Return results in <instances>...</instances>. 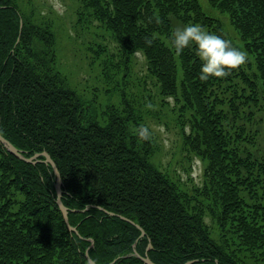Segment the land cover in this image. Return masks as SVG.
I'll use <instances>...</instances> for the list:
<instances>
[{
  "label": "trees",
  "instance_id": "16d2710c",
  "mask_svg": "<svg viewBox=\"0 0 264 264\" xmlns=\"http://www.w3.org/2000/svg\"><path fill=\"white\" fill-rule=\"evenodd\" d=\"M209 2L231 26L200 0H82L81 14L99 19L118 45L111 65L126 75L142 53L160 95L180 105L183 143L205 165L204 185L186 191L152 161L155 137L133 134L134 123L147 125L125 98V113L83 123L78 92L31 61L36 40L47 56L54 35L31 25L14 0H0V134L26 157L51 155L79 232L58 207L53 167L20 160L0 142V264H90L87 250L97 264H146L134 245L157 264H264V151L249 127L264 112V0ZM190 24L230 40L248 63L201 81L197 46L177 55L171 43Z\"/></svg>",
  "mask_w": 264,
  "mask_h": 264
},
{
  "label": "rangeland",
  "instance_id": "374dc122",
  "mask_svg": "<svg viewBox=\"0 0 264 264\" xmlns=\"http://www.w3.org/2000/svg\"><path fill=\"white\" fill-rule=\"evenodd\" d=\"M209 1L200 0L204 10L224 19L231 26L228 17L219 13ZM14 2L31 25L54 35L53 51L47 56L45 45L36 40L33 51L37 56L31 61L33 64L37 61L43 63V69L39 66L42 73L52 68L53 74L60 75L64 87L78 92L83 101L85 125L93 121L104 122L111 112L125 113V98L136 107V118L138 121L143 119L157 141L152 157L154 164L183 190L191 191L194 185H204V162L197 156L190 158L183 143L180 123L186 121V117L178 116L180 105L173 97L163 98L160 95L154 84L156 80L148 75L142 53L135 54L132 68L126 75L123 66H112V62H119L118 45L99 19L88 13L81 14L82 0ZM232 34H235L233 30ZM21 51L26 54L25 48ZM148 103L156 106L155 110L146 109ZM135 125H132V130L137 127ZM249 127L256 132L257 147L264 151V112L257 111L255 124ZM207 222L214 226L210 217Z\"/></svg>",
  "mask_w": 264,
  "mask_h": 264
},
{
  "label": "clouds",
  "instance_id": "9594fccd",
  "mask_svg": "<svg viewBox=\"0 0 264 264\" xmlns=\"http://www.w3.org/2000/svg\"><path fill=\"white\" fill-rule=\"evenodd\" d=\"M156 22H160L158 17ZM152 42V40L147 41L149 46ZM171 43L177 55L182 54L184 49L190 45L197 46L196 54L202 61L199 79L204 82L211 77L227 78L233 71H239L249 60L247 52L234 47L230 40L207 32L199 24L177 28L172 34ZM145 107L149 110H155L156 106L148 103ZM132 131L139 141H150L152 139L151 130L143 124Z\"/></svg>",
  "mask_w": 264,
  "mask_h": 264
},
{
  "label": "water",
  "instance_id": "95a60500",
  "mask_svg": "<svg viewBox=\"0 0 264 264\" xmlns=\"http://www.w3.org/2000/svg\"><path fill=\"white\" fill-rule=\"evenodd\" d=\"M22 27H23V20H21V23H20V30H22ZM19 39H20V37H18L17 42H19ZM0 142L5 145V147L8 149L9 152H11L13 155H15L20 160H23V161H25L27 163H37L38 161H40V162H44L46 164H49V165H51L53 167L54 173L56 175L55 188H56V193H57V204H58V207H59V209L62 212V215L64 217V220H65L69 230L79 234L77 228L70 224L69 209H68V207L65 206V204L62 201V195H63L62 184L63 183H62L61 174L59 172V169H58L55 161L52 159L51 155L47 151H44V152H41V153H37V154H35L32 157H26L21 150H19L15 145H13L9 140H7L1 134H0ZM39 156H43L45 158L44 159H39ZM100 209L102 211H104L105 213H107V214L117 215L121 219H123L125 221H128L131 224L135 225L137 228H139L141 230V235H140L141 237H144L146 235L145 230L139 224H137L135 221L131 220L130 218H127V217H125L123 215L116 214L114 212H110V211H108L107 209H105L103 207H100ZM92 244H93V242H92ZM150 247H151V245H149V248ZM133 253L136 254L138 257H140L146 264H157L149 257V255H145V256L140 255L137 252V250H136V245H134ZM85 255H86V258L88 259L90 264H97L90 257L88 250L86 251ZM192 262H194V261H189L187 264H191Z\"/></svg>",
  "mask_w": 264,
  "mask_h": 264
}]
</instances>
